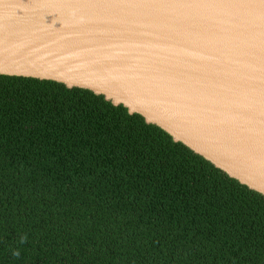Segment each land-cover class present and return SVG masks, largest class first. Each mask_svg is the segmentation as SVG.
<instances>
[{
    "label": "trees",
    "instance_id": "16d2710c",
    "mask_svg": "<svg viewBox=\"0 0 264 264\" xmlns=\"http://www.w3.org/2000/svg\"><path fill=\"white\" fill-rule=\"evenodd\" d=\"M0 264H264V195L104 95L0 74Z\"/></svg>",
    "mask_w": 264,
    "mask_h": 264
},
{
    "label": "water",
    "instance_id": "95a60500",
    "mask_svg": "<svg viewBox=\"0 0 264 264\" xmlns=\"http://www.w3.org/2000/svg\"><path fill=\"white\" fill-rule=\"evenodd\" d=\"M0 74L104 95L264 195V0H0Z\"/></svg>",
    "mask_w": 264,
    "mask_h": 264
}]
</instances>
